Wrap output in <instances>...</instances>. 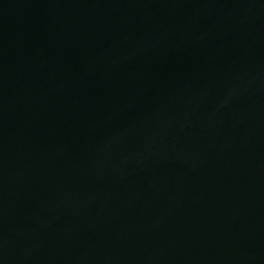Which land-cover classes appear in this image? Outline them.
Wrapping results in <instances>:
<instances>
[{
  "label": "water",
  "instance_id": "95a60500",
  "mask_svg": "<svg viewBox=\"0 0 264 264\" xmlns=\"http://www.w3.org/2000/svg\"><path fill=\"white\" fill-rule=\"evenodd\" d=\"M0 264H264V0H0Z\"/></svg>",
  "mask_w": 264,
  "mask_h": 264
}]
</instances>
